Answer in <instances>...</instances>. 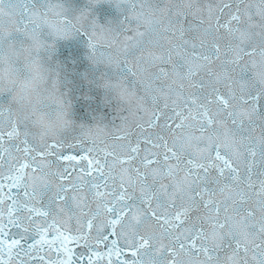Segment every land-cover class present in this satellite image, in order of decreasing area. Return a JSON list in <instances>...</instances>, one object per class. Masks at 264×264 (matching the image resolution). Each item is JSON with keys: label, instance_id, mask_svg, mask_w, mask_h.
<instances>
[{"label": "water", "instance_id": "95a60500", "mask_svg": "<svg viewBox=\"0 0 264 264\" xmlns=\"http://www.w3.org/2000/svg\"><path fill=\"white\" fill-rule=\"evenodd\" d=\"M0 264H264V0H0Z\"/></svg>", "mask_w": 264, "mask_h": 264}]
</instances>
